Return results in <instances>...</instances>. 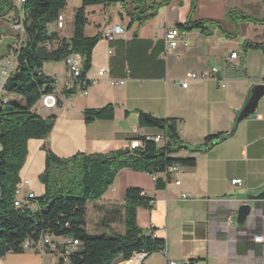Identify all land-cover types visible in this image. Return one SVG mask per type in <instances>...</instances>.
<instances>
[{
    "label": "crops",
    "instance_id": "0c3cea01",
    "mask_svg": "<svg viewBox=\"0 0 264 264\" xmlns=\"http://www.w3.org/2000/svg\"><path fill=\"white\" fill-rule=\"evenodd\" d=\"M190 2L171 0L154 18L132 25L119 4L85 8L84 35L100 36L85 75L89 84L83 87L74 82L63 62L44 64V74L55 79L58 105L48 111L39 101L36 111L42 119L53 115L55 120L45 140L28 141L20 179L28 181L24 192L39 197L43 194L38 182L44 169L43 146L64 159L77 153L122 152L134 138L161 134L157 128L142 125L141 114L145 122L144 115H149L150 121H175L178 137L187 149L172 157L192 158L194 167L174 173L163 188H157L149 175L123 170L100 200L87 204L86 219L92 214L96 218L100 230L96 234H123L125 191L138 188L154 202L149 209H137V226L146 234L152 229L153 236L166 245L163 253L155 254L154 264H187L191 260H196L195 264H264V198H259L264 194V96L254 114L240 122L230 138L191 152L202 146L205 138L229 133L250 89L264 84V0H196L192 15ZM13 4L18 14L10 12L0 19L10 33L5 36L12 40L6 52L0 50V67L9 74L16 66L14 49L18 44L17 32L10 27L18 18L22 20V5L18 0ZM238 12L262 23L233 16ZM62 13L66 20L65 10ZM189 17L220 23L221 28H211L208 35L185 32L182 42L166 51V31ZM114 26L122 33L107 42L103 33ZM53 32L68 40L73 24L66 20L63 30ZM3 37L0 32V40ZM246 43L261 48H247ZM231 54L236 58L226 60ZM214 67L223 87L216 80L200 79L189 80L186 88L181 86L187 73H204ZM99 70L105 71L102 76ZM68 91L70 95H66ZM108 105L114 106L112 120L84 122L85 110ZM155 178L164 181L162 175ZM232 181L240 185H232ZM240 205L251 208L242 224L237 223ZM257 237H261L259 242ZM57 263L56 254L40 249L0 259V264ZM112 264L128 263L118 256Z\"/></svg>",
    "mask_w": 264,
    "mask_h": 264
},
{
    "label": "trees",
    "instance_id": "16d2710c",
    "mask_svg": "<svg viewBox=\"0 0 264 264\" xmlns=\"http://www.w3.org/2000/svg\"><path fill=\"white\" fill-rule=\"evenodd\" d=\"M81 6L74 11L73 35L60 39L53 31L48 32L57 16L66 7V0H26L21 7L23 36L14 49L15 68L10 72L3 88L6 103H0V259L8 254H23L30 249H39L44 237L53 240L65 239L78 242L77 250L68 256V264H112L118 256L129 261L136 255L147 258L151 254L163 253L165 242L153 236V230L146 234L137 226V209H149L153 200L142 194L138 188H128L124 195L123 234H90L86 230V206L96 202L112 187L116 176L123 170L146 174L151 177L162 175L164 181L155 178L156 187L163 188L169 182L166 171L173 165L181 168L194 167V159H176L175 154L187 149L178 137L175 121L151 120L146 123L141 114L142 125L157 128L166 138L165 144L156 145L144 137H137L141 147L130 157L127 150L109 154L77 153L70 158H59L49 149L45 153L44 169L38 176L43 194L36 196L29 205L14 206L15 192L21 181L20 172L27 157V143L30 140H45L52 131L55 117L42 119L36 112V104L48 94H54L55 79L46 76V63L64 62L77 54L81 58V71L74 81L87 87L85 75L91 67V53L100 36L86 37L85 8L90 6L119 4L130 24L144 23L167 6L171 0H80ZM190 15L196 0H190ZM10 12L18 14L13 0H0V19ZM233 16L254 21L242 13ZM180 32L200 31L208 35L211 28H221L213 21H192L176 27ZM51 45L46 50V44ZM245 47L260 49L258 44L246 43ZM70 95L71 91L65 92ZM10 97V99L8 98ZM58 105V102H57ZM114 117V106L85 110L86 124L95 121H110ZM220 135L207 137L200 147L191 152H200L214 145ZM259 198H264V194ZM28 243V248L24 244ZM53 254L62 253L60 245ZM44 252L51 253L48 246ZM59 252V253H58ZM196 260L187 264H195ZM63 264L58 257V263Z\"/></svg>",
    "mask_w": 264,
    "mask_h": 264
},
{
    "label": "built area",
    "instance_id": "2783aa9c",
    "mask_svg": "<svg viewBox=\"0 0 264 264\" xmlns=\"http://www.w3.org/2000/svg\"><path fill=\"white\" fill-rule=\"evenodd\" d=\"M20 5H23V3L26 2V0H18ZM65 17L63 15V13H60L56 20L54 21V23L52 24L51 28H48V32H51L53 30L55 31H61L64 29L65 26ZM12 30L16 31L17 33H20V35H23V28H22V23H17L14 22L12 23L11 27ZM122 33V29L119 26H114L111 29H108L105 33H103V38L107 41V42H112L115 41L118 36ZM183 40V33L180 32L178 29L173 28L170 29L168 31H166L165 33V43H166V51L172 50L174 49L179 43H181ZM20 43V41L18 42ZM51 49V45L50 44H46V50H50ZM236 58V54H231L229 56V58H227L226 60H233ZM64 65L66 67L67 72L70 74L71 78L75 81L79 75H80V71H81V58L79 55L77 54H73L70 57H68L66 60H64ZM104 70H99L98 71V75L102 76L104 74ZM219 70L218 68L214 67L211 68L209 71L204 72V73H187L185 76V79L183 81V83L181 84V86L183 88L187 87V82L189 80H216L218 81V84L223 87V79H217L216 76L218 74ZM9 73L3 69L2 67H0V103H6L7 99L5 97L6 93L4 91L3 85L6 81V79L8 78ZM110 84L114 85L116 84L115 81H110ZM57 95L54 94H48L43 96L40 99V103L42 105V107L48 111L54 109L57 106ZM144 137L147 141H153L156 145L162 146L163 144H165L166 142V138L161 136V135H157V136H153V137H149V136H142ZM141 142L137 139L134 138L132 139L129 144H128V148H127V152L128 155L130 157H135L134 152L139 149L141 147ZM182 170L181 167L173 165L171 167L167 168V175H169V180L170 177L174 174L177 173L178 171ZM152 179H155L154 177H152ZM178 184V182H176ZM232 185H240L239 181H232L231 182ZM28 186V181L27 180H21L16 192H15V199H14V206L16 208H21L25 205H29L30 201L34 198V193L27 191L24 192L25 187ZM182 199H187L186 196H182ZM150 232V231H149ZM261 240V237H257L255 239V241L259 242ZM47 245L48 246V250L51 252L53 251H57L56 247L57 245H60L62 253L58 254V257L62 258L63 264H68V256L75 252L77 250L78 247V242L75 240H65V239H56L53 240L50 237L46 236L44 237V239L42 240L41 244L39 245V249L41 251H43V247ZM29 244L26 242L24 244V248H28ZM51 252V253H52ZM59 253V252H58ZM138 258L139 260L144 259V255H136L133 259ZM167 264H175L174 262H168Z\"/></svg>",
    "mask_w": 264,
    "mask_h": 264
},
{
    "label": "water",
    "instance_id": "95a60500",
    "mask_svg": "<svg viewBox=\"0 0 264 264\" xmlns=\"http://www.w3.org/2000/svg\"><path fill=\"white\" fill-rule=\"evenodd\" d=\"M17 23H20V18H18ZM262 96H264V84L253 86L247 94L246 101L243 107L235 113V119L230 132L220 136L216 141H214V144L220 143L230 138L234 134L238 124L247 117L254 114L258 101L261 99ZM144 118L146 122L150 121L149 115H144ZM250 214H251V208L249 205H240L237 210V223L242 224L246 222Z\"/></svg>",
    "mask_w": 264,
    "mask_h": 264
},
{
    "label": "rangeland",
    "instance_id": "374dc122",
    "mask_svg": "<svg viewBox=\"0 0 264 264\" xmlns=\"http://www.w3.org/2000/svg\"><path fill=\"white\" fill-rule=\"evenodd\" d=\"M80 6H81V1L80 0H66V7H65L64 10H65L66 18H67L66 19L67 20V24H73V14H74V11L76 10V8H79ZM0 25H2V29L0 30V32L4 36L0 40V50H2V52H6V46H9L11 44L12 40L10 41L6 37V36H9L10 35V33L7 30L6 26L3 23H0ZM17 34L20 35V33H17ZM92 215H88L87 216V219H86V229L91 234H96V233H99L100 232V230L98 228L99 227V223L96 221V218H94ZM106 234H108V232ZM112 234H114V233H112ZM155 257H156L155 254H151L150 256H148L146 258V260L144 261L143 264H154ZM131 260H133V259H131ZM131 260L126 261V262L127 263H130Z\"/></svg>",
    "mask_w": 264,
    "mask_h": 264
},
{
    "label": "bare ground",
    "instance_id": "6f19581e",
    "mask_svg": "<svg viewBox=\"0 0 264 264\" xmlns=\"http://www.w3.org/2000/svg\"><path fill=\"white\" fill-rule=\"evenodd\" d=\"M138 261H139V259L135 258V259L131 260L130 263H128V264H138Z\"/></svg>",
    "mask_w": 264,
    "mask_h": 264
}]
</instances>
